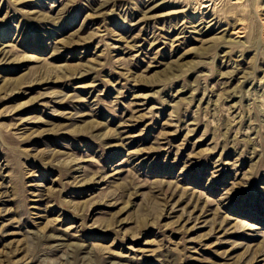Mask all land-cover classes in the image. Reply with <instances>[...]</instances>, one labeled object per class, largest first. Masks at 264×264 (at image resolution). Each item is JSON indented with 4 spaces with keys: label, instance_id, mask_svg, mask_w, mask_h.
<instances>
[{
    "label": "rangeland",
    "instance_id": "1",
    "mask_svg": "<svg viewBox=\"0 0 264 264\" xmlns=\"http://www.w3.org/2000/svg\"><path fill=\"white\" fill-rule=\"evenodd\" d=\"M0 264H264V0H0Z\"/></svg>",
    "mask_w": 264,
    "mask_h": 264
}]
</instances>
